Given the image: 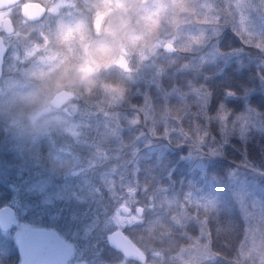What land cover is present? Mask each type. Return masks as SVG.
<instances>
[{"label":"rangeland","instance_id":"1","mask_svg":"<svg viewBox=\"0 0 264 264\" xmlns=\"http://www.w3.org/2000/svg\"><path fill=\"white\" fill-rule=\"evenodd\" d=\"M26 2H39L48 12V16L35 25L37 29L35 32L29 31L30 22L20 14V10L0 11L1 31L3 19L6 17H14L15 24L14 34L10 37L5 36L8 54L4 64V76L0 80V96L6 95L8 102L14 96L19 97L17 106L13 105L15 110L11 108L7 111L9 115L4 123V134L0 141V203H4L0 208L9 205L16 211L14 227L10 233H5L18 248L19 237L29 230L40 228L54 230L71 250L65 264L82 262L126 264L127 257L118 263H102L100 258L92 253V249L88 251L80 249L76 242L78 230L76 234L64 235L59 229L38 225V222L48 215L53 222L62 224L60 219L62 220L61 217L65 213L64 207L71 202L81 204L95 199L99 192V184L97 163L93 162L97 167L91 173H89L91 166L80 167L82 162L78 161L70 172L56 174L46 165L39 164L36 154L39 149L35 144L44 137L54 138L56 135L68 136L75 142L84 144L90 139L93 142L97 135L117 139L122 131L118 122L105 119L106 117L93 116L79 107L77 98L72 101L73 106L68 107L67 111L63 108L54 109L47 102H40L39 106L33 108L26 106L27 87H16L24 74L22 65L41 52L36 57L42 56L39 61L48 66L49 58L57 56L60 50L61 54L64 52L62 48L54 51L43 44L48 40L46 33L55 28L52 13L59 10L64 20L70 22L71 19L66 15L67 10L73 9L74 0H26ZM75 2L78 4L82 2L84 5V0ZM93 2L94 0H89L84 6L90 8ZM166 2L172 7L180 5L187 9L183 12L178 11V14L174 15V22L170 20L162 33L165 44L171 43L176 48L174 52L176 56L169 57L166 64L165 58L171 53L161 49L151 59L139 55L134 57L131 64L122 60L118 69L137 86L136 94L141 95L143 99L142 105L137 106L138 110L131 107L135 117L134 124L138 123L140 118H144L148 124V121H152L153 124L159 122L164 125L166 132L184 134L190 129L183 126L182 122L192 112L194 106H198L194 118L190 120L196 144L188 155V161L194 165L197 172L205 175L209 167L223 162V149L230 137L246 141L251 135L264 136V109L258 102V96L264 99V13L260 11L262 7L258 8L259 5H264V0H166ZM228 26L229 35L235 42L231 43V47L224 49L221 38L226 27L228 30ZM173 36L176 38L173 39ZM172 66L175 67L176 87L178 78H181L183 86L186 85L182 89L174 87L171 91L165 90L167 94L177 93L184 99V113L180 118L166 105L163 108L156 107L150 91L152 86L161 88L160 79L166 74L168 67ZM214 67H218L216 75L231 68L238 75L251 76L253 87H245L241 93L228 91L226 101L213 105V93L207 81L212 77L208 71ZM32 68L35 71L34 75L39 76L40 73L36 72L35 66ZM48 68L49 74L56 69L55 66ZM44 69L41 68L42 74ZM180 72L184 73V77L180 76ZM234 84L236 85L235 81ZM103 87L104 95L109 97L111 105H122L123 91L114 86ZM36 88L37 91H41L42 97L48 87ZM160 91L163 92L162 89ZM41 97L38 98L39 101ZM228 99L232 103H228ZM112 170L115 171L116 167L113 166ZM227 181L236 195L246 227L238 262L264 264V173L256 167L248 166L247 169H240L238 173L233 171L228 175ZM123 205L131 208L123 202L104 220L96 215L89 222H85L86 226L80 236L89 238L95 233L109 238L117 232H122L128 237L124 229L140 222L145 213L139 217L136 213L138 207H135L132 215H123L119 210ZM198 228L197 237L191 236L192 244L178 255L181 264H206L214 259L210 248V236L204 223H200ZM137 248L142 253L146 252L144 246ZM159 255L151 253L149 259L147 255L146 260L140 263L160 264L157 260ZM21 263L22 259L19 264Z\"/></svg>","mask_w":264,"mask_h":264},{"label":"trees","instance_id":"2","mask_svg":"<svg viewBox=\"0 0 264 264\" xmlns=\"http://www.w3.org/2000/svg\"><path fill=\"white\" fill-rule=\"evenodd\" d=\"M261 7L260 11L264 13V5L258 6L259 9ZM229 31L228 26V30L226 27L222 34L221 44L224 49L231 47V43L235 42ZM51 49L59 51L57 48ZM60 51L57 56L49 58L48 63L51 68L55 66L56 72L63 66L60 64L61 58H65V53L61 54ZM36 56L22 65L24 74L16 84V87H27L25 93L28 108L39 106L41 91H37L36 87H49L55 73V70H52L49 74L48 66L39 61L42 56ZM174 56L175 53L167 55L165 63H168L169 57ZM32 66L40 73L39 76L34 75ZM41 68H45L44 74L41 73ZM217 71L218 67L208 71V74L212 75L207 84L213 93V105L226 101L228 91L241 93L245 87H253L251 76L238 75L231 68L220 75H216ZM180 76L184 77V73L180 72ZM161 79L160 89L163 92L152 86V101L156 107L168 106L171 112L180 118L184 113V99L177 93L167 94L165 91L176 87L175 67H168ZM103 86H114L123 91L122 105H111L109 97L104 95ZM185 86L181 78H178L176 88L182 89ZM136 93L137 86L120 69L114 68L103 75L97 90L92 93H80L77 97L79 107L89 114L119 123L122 132L117 139L97 135L93 142L90 139L83 144L68 136L56 135L54 138L44 137L35 144L39 149L36 154L40 165H46L56 174L70 172L78 161L82 162L80 167L91 166L89 173L98 166L99 184V196L95 199L81 204L71 202L64 207L65 213L61 217L62 220L60 219L62 224L53 222L48 215L38 222V225L59 229L64 235L76 234L78 230L76 242L80 249H92V253L98 256L102 263H118L127 256L122 250L112 246L109 238L95 233L89 238L80 235L86 226L85 222H89L96 215L104 220L115 212L119 204L125 202L132 210L141 206L145 213L140 222L124 229L136 247L144 246L148 255L143 253L144 260L146 256L149 259L151 253H158L160 255L157 260L160 264H181L179 253L192 244L191 236L197 237L198 226L204 223L214 255V259L206 264H239L238 254L246 227L227 177L233 171L238 173L240 169H247L248 166L256 167L264 173V136L251 135L246 141L230 137L223 149V162L209 167L205 175L200 174L188 161V155L196 144L190 120L194 118L198 106L195 105L182 122L183 126L190 130L184 134L166 132V127L159 122L153 124L148 121V124L144 118H140L138 123H133L135 117L131 107L138 110L143 102L141 95ZM9 101H6V95L0 96V141L4 134V123L9 115L7 111L11 108L15 110L13 105L17 106L19 97L14 96ZM228 101L232 103L231 100ZM258 102L264 109V99L258 96ZM93 162L97 163V166ZM113 166L116 167L115 171L112 170ZM2 204L4 203L1 202L0 205ZM7 235L0 230V264H19V248ZM94 245L97 246L93 247ZM126 259V264H141L136 258Z\"/></svg>","mask_w":264,"mask_h":264},{"label":"clouds","instance_id":"3","mask_svg":"<svg viewBox=\"0 0 264 264\" xmlns=\"http://www.w3.org/2000/svg\"><path fill=\"white\" fill-rule=\"evenodd\" d=\"M88 2L84 0V5ZM178 11L187 9L180 5L172 7L166 0H94L90 8L74 0L70 22L64 20L59 10L53 12L55 28L46 33L48 40L43 46L63 48L67 62L61 58L63 66L53 74L40 102L51 103L56 96L67 94L65 104L55 105L67 111L80 93L97 90L103 75L118 69L120 61L131 64L139 55L151 59L161 49L171 51L165 47L162 33L170 20L174 22ZM47 16L46 10L31 21L29 31L35 32V25Z\"/></svg>","mask_w":264,"mask_h":264},{"label":"water","instance_id":"4","mask_svg":"<svg viewBox=\"0 0 264 264\" xmlns=\"http://www.w3.org/2000/svg\"><path fill=\"white\" fill-rule=\"evenodd\" d=\"M23 0H0V11L20 5ZM46 7L39 2H30L22 9V16L28 21H34L45 12ZM96 26L99 28L100 20L97 18ZM2 34H0V80L4 75V64L8 53L5 36H11L15 32V25L10 18H6L2 24ZM165 47L174 53L176 48L171 44H165ZM68 100V95H58L50 103L54 109H61L55 105H63ZM120 213L130 216L132 209L126 205L120 207ZM136 213L139 217L143 215V208L138 207ZM16 211L13 207L6 205L0 208V230L2 232H10L15 223ZM112 246L122 250L127 257L136 258L140 261L144 260V254L139 250L132 241L122 232H117L109 237ZM18 248L21 254V264H62L67 260L70 249L59 237L57 232L49 229H31L27 233L21 235L18 239ZM80 264H88L82 262Z\"/></svg>","mask_w":264,"mask_h":264},{"label":"flooded vegetation","instance_id":"5","mask_svg":"<svg viewBox=\"0 0 264 264\" xmlns=\"http://www.w3.org/2000/svg\"><path fill=\"white\" fill-rule=\"evenodd\" d=\"M28 3H30V2H26V0H23V2L20 4V5H17V6H14V7H12V8H9V9H7L8 11L9 10H13V9H18V10H20V14L22 15V9H23V7L26 5V4H28ZM80 5H83V3L82 2H80L79 3ZM68 12H67V15H66V17H68V18H72V16H73V9L72 10H67ZM6 18H10L12 21H13V23H14V17H6ZM5 18V19H6ZM5 19H3V21L5 20ZM30 22V21H29ZM2 24H3V22H2ZM15 25V24H14ZM0 34H2V31L0 30ZM7 37H10V36H7ZM6 45H7V42H6ZM7 47H8V45H7ZM8 54V53H7ZM7 57V56H6ZM132 214H133V210H132ZM131 214V215H132ZM70 249V248H69ZM70 253H71V250H70ZM70 253H69V255H70ZM69 257V256H68ZM68 259V258H67ZM65 262H66V260L64 261V262H62V264H65Z\"/></svg>","mask_w":264,"mask_h":264}]
</instances>
